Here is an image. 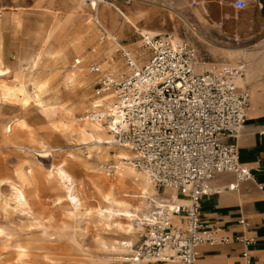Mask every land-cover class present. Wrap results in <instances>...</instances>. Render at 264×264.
<instances>
[{"label": "rangeland", "instance_id": "1", "mask_svg": "<svg viewBox=\"0 0 264 264\" xmlns=\"http://www.w3.org/2000/svg\"><path fill=\"white\" fill-rule=\"evenodd\" d=\"M86 2L0 0V69L4 72L0 75V180L21 185L19 174L25 173L31 180L24 185L30 210L50 233H55L52 241L47 238L36 241L26 256H19L10 245L3 244L0 235V264H78L79 259L91 256L108 257L110 264H119L130 252L100 249L95 241L97 236L108 244L127 236L115 228L105 232L92 223L83 229L85 235L79 243L73 241L75 222L64 215V206L53 203L64 191L57 182L49 184L44 176L51 166L67 162V169L79 185L77 193L81 202L95 210L104 202L94 181L99 176L104 180L115 176L118 163L114 154L120 149L133 156L129 148L104 143L106 153L95 157L92 147L79 144L81 136L77 131L82 129L91 131L96 127L110 137L107 128L84 120L93 103V90L99 77L90 70L91 65L96 63L104 72L115 74L127 71L121 48L127 50L139 66L149 57L140 33L132 25L124 22L119 14L113 21L109 18L111 10L115 12L111 4L127 11L132 8L133 0H102L97 10L98 19L89 1ZM138 4L134 19L137 26L172 32L197 46L204 44L192 29L196 23L160 20L164 12L161 5H152L149 0H140ZM57 25L62 27L60 32L55 28ZM102 27L116 37V42L109 36L104 37ZM257 41L255 35L237 38L223 34L220 45L225 48L219 49V61L248 60L247 53L259 50ZM76 59L81 63L73 67ZM70 72L77 74L71 81L68 80ZM37 81L46 83L39 94L43 103L36 98L23 103L17 87L22 86L33 95V83ZM237 84L242 86V79H238ZM8 88L15 90L14 93L6 94ZM63 124H72L74 132L64 130ZM107 164L112 166L111 174L107 173ZM96 166H102V173L94 170ZM124 190L130 194L133 189L127 186ZM0 192V227L16 232L28 221L10 209L5 216L1 202L9 196L8 185H3ZM165 192L172 193L170 189ZM119 195L122 197L121 193ZM64 225L69 227L62 231ZM58 232L60 237L56 235ZM143 232L144 227L136 234L133 245L139 242Z\"/></svg>", "mask_w": 264, "mask_h": 264}, {"label": "built area", "instance_id": "2", "mask_svg": "<svg viewBox=\"0 0 264 264\" xmlns=\"http://www.w3.org/2000/svg\"><path fill=\"white\" fill-rule=\"evenodd\" d=\"M246 0L235 5L244 7ZM104 37L107 31L102 27ZM149 57L138 65L121 48L127 71L104 72L84 120L107 128V144L133 151L131 166L155 189L147 204L144 232L119 264H196L205 244L240 241L201 219V200L214 191L212 178L230 172L238 182L252 178L239 161L236 139L249 108V91L238 86L244 65H210L196 48L172 32L140 33ZM116 42V37H110ZM81 63L76 59L74 64ZM108 174L112 166L105 165ZM170 189L172 193H166ZM238 224L245 227L244 218ZM248 264L249 255L243 253Z\"/></svg>", "mask_w": 264, "mask_h": 264}, {"label": "crops", "instance_id": "3", "mask_svg": "<svg viewBox=\"0 0 264 264\" xmlns=\"http://www.w3.org/2000/svg\"><path fill=\"white\" fill-rule=\"evenodd\" d=\"M139 1L133 0L132 8L129 7L134 19ZM149 2L163 7L160 20L196 23L192 29L204 44L190 43L206 63L245 66L243 85L238 86L248 89L249 108L236 142L239 161L250 170L252 178L238 182L235 189L229 190L227 186L235 181L234 174H216L211 180L214 191L201 200L200 211L201 219L219 227L222 233L231 237L245 234L255 240L248 245L240 241L202 245L198 248L196 264H246L243 253L249 255L248 264H264V0H246L242 8L235 5L238 0ZM223 34L237 38L255 35L259 50L247 53L248 60L220 62L219 49L225 48L220 45ZM240 218L247 222L245 227L238 224Z\"/></svg>", "mask_w": 264, "mask_h": 264}, {"label": "bare ground", "instance_id": "4", "mask_svg": "<svg viewBox=\"0 0 264 264\" xmlns=\"http://www.w3.org/2000/svg\"><path fill=\"white\" fill-rule=\"evenodd\" d=\"M86 1H89L90 7L96 11L95 17L98 19L97 10L99 2L102 0H79L82 4L87 3ZM111 6L113 10H115V12L111 10L109 13L111 21L119 14L122 16L124 22L132 25L139 33L153 34L159 32L137 26L134 23V17L129 9L124 11L116 4H111ZM103 17L105 16L103 15ZM55 28L58 32L62 29L60 25H57ZM106 31L107 37L113 36L107 29ZM74 47L77 48V44H74ZM125 51L128 52L127 50ZM111 72L113 73V71ZM3 74L4 72L0 69V75ZM75 76H77L75 72H70L68 80L71 81ZM45 85V82H34L33 95H30L22 86L17 87L16 91L18 95L21 96L23 103H28L30 98H36L38 102L42 104L43 100L39 97V94L43 91ZM14 91L15 90L8 88L6 89V94H10L11 92L14 93ZM63 128L64 130H70L72 133L75 130L72 124H63ZM77 133L81 136V142L79 144L92 147L95 152V157H99L106 153L107 147L104 146V143H106L109 138L105 136L102 130L95 127L92 128L91 131L82 129L77 131ZM102 147H105V149ZM114 155L118 163L114 173L115 176L108 180H104L99 176L94 181L99 197L101 201L104 202L103 205L95 208V210H92L90 206L85 207L81 202L77 193V187L79 185L75 182L74 177L67 169V162L62 161L57 165L51 166V168L45 172L44 176L49 184L57 182L64 191V195L57 199H53V203L64 206V215L75 222V228L71 234L73 241H78L79 243V239L83 238L85 235L83 229L86 225L92 223L105 232L115 228L123 235L127 236L123 239H115L111 244H108L103 238L97 236L95 241L98 242L100 249L107 251L121 249L130 250V246L133 245L136 234H140L143 230V225L147 217V204L149 199L154 197L155 190L146 177L131 166L132 157H130L127 150L120 149ZM94 170L98 173H102V166H96ZM19 176L22 182L21 185L9 180H0V189L5 184H7L9 188V196L5 197L3 202H1V208L5 216L8 215L7 212L10 209L11 212L21 215L28 223L25 226H21L16 232H7L0 227V235L2 236L3 244L10 245L16 250L19 256H26L29 247H33L36 241L42 240L43 238L52 241L54 240L53 234L55 233H50L47 226L41 223L31 212L29 197L24 186L31 180L27 178L23 172H20ZM127 186L133 189L130 194L124 190ZM120 193L122 197H119ZM37 226H40L39 230L36 229ZM68 227V225H64L62 231H65ZM56 235L58 237L61 236L59 232L56 233ZM78 264H110V260L108 257L100 258L98 256H91L86 259H79Z\"/></svg>", "mask_w": 264, "mask_h": 264}]
</instances>
